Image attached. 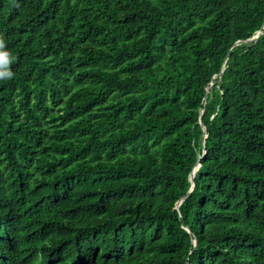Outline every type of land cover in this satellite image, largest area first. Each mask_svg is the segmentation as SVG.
I'll return each mask as SVG.
<instances>
[{"label":"trees","instance_id":"trees-1","mask_svg":"<svg viewBox=\"0 0 264 264\" xmlns=\"http://www.w3.org/2000/svg\"><path fill=\"white\" fill-rule=\"evenodd\" d=\"M0 38V264H264V0H0Z\"/></svg>","mask_w":264,"mask_h":264},{"label":"clouds","instance_id":"clouds-1","mask_svg":"<svg viewBox=\"0 0 264 264\" xmlns=\"http://www.w3.org/2000/svg\"><path fill=\"white\" fill-rule=\"evenodd\" d=\"M4 48H5L4 40L0 38V69H2L0 70V79L2 78L11 79L12 74L9 71H7V67L9 63H11L10 54L4 51L3 50Z\"/></svg>","mask_w":264,"mask_h":264},{"label":"water","instance_id":"water-1","mask_svg":"<svg viewBox=\"0 0 264 264\" xmlns=\"http://www.w3.org/2000/svg\"><path fill=\"white\" fill-rule=\"evenodd\" d=\"M260 33H261V31H260ZM257 36L256 37H254L252 40H257ZM202 116V111L200 112V117ZM203 131H204V128H203ZM205 151H204V155H205ZM195 168H193L192 169V176H193V174H194V172H195ZM193 187H194V184H193ZM192 190H193V188L192 189H190V191L187 193V195L184 197V199L190 194V192H192ZM178 208V207H177Z\"/></svg>","mask_w":264,"mask_h":264}]
</instances>
